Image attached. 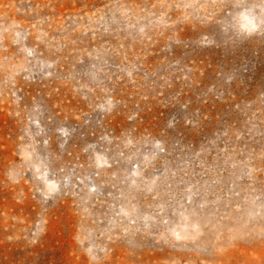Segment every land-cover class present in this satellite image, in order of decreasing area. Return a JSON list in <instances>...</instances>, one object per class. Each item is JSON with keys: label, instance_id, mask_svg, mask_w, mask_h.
<instances>
[{"label": "rangeland", "instance_id": "374dc122", "mask_svg": "<svg viewBox=\"0 0 264 264\" xmlns=\"http://www.w3.org/2000/svg\"><path fill=\"white\" fill-rule=\"evenodd\" d=\"M0 264H264V0H0Z\"/></svg>", "mask_w": 264, "mask_h": 264}]
</instances>
